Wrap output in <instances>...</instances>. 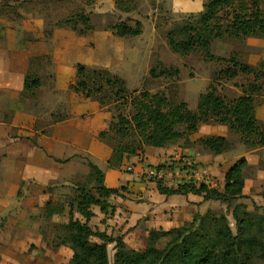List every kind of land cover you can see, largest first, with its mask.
Segmentation results:
<instances>
[{
	"label": "rangeland",
	"instance_id": "obj_1",
	"mask_svg": "<svg viewBox=\"0 0 264 264\" xmlns=\"http://www.w3.org/2000/svg\"><path fill=\"white\" fill-rule=\"evenodd\" d=\"M22 1L25 5L18 8L22 18L12 21L0 15V49L8 33L15 35L14 50L27 49L30 56L31 81L40 79L42 84L32 93H19L21 107L36 118L34 133L29 132L32 141H21L17 149L22 155L17 157L12 156L15 154L13 147L0 148V201L3 204H0V264H69L73 251L62 245L59 238L63 237L62 227L69 222L70 213L83 220L75 200L77 196L82 191L96 193L97 184L91 176L90 164L98 165L106 174L110 172L108 159L119 140H103L98 132L97 151L83 154L62 141H46L54 124L71 118L84 121L91 116L103 117L106 120L101 131L108 130L121 115L131 119L134 101L142 100L144 94L162 95L170 106L186 103L196 111L201 96L214 88L227 102L252 95L256 117L264 126V36L237 39L225 35L215 39L210 49L215 58L228 61L237 57L240 63L262 72L263 77L241 73L233 79L225 78L220 73L232 63L211 60L203 51L182 56L168 45L167 32L176 24L198 16L211 0H137V9L130 13L118 10L116 0H93L91 3L88 0ZM232 3L219 14L222 27L231 23L233 11H238L242 5L250 12L259 9L264 15V0H232ZM79 13L91 19L94 30L87 35L79 36L72 28L58 26ZM136 21L142 23V34L137 37L120 38L110 28L121 22L134 26ZM1 53L5 55V51ZM34 57H47L51 64L46 59H37L30 70V60ZM77 64L106 69L123 79L128 89L125 100L116 103L101 95L74 92ZM158 65L178 70V76L152 77L151 70L159 68ZM252 86L261 87V92H250ZM8 96L9 92L0 91L1 104H7ZM82 120L79 126L83 125ZM70 125L65 128L70 129ZM25 132L19 134L21 138ZM114 135L111 132L109 139ZM208 136L226 137L232 149L222 155L206 152L199 140ZM144 148L136 156L124 157L120 168L111 175L112 183L110 177L105 179L108 187H125L126 191L118 202L111 201L118 208L113 219L91 221L94 230L107 231L112 238H122L129 248L143 250L149 237L144 231L145 225L154 229L159 219L172 218L174 221L177 218L175 223L180 217L185 220L186 209L193 204L188 202V208L184 202L175 204L181 215L178 217L172 210L165 212V216L158 215L164 208L157 196L156 184L160 179L172 189L183 183L195 186L206 183L222 190L225 173L241 158L247 159L248 166L244 169V198L238 203L246 204L251 211L257 207L260 213L264 212V147L249 148L226 126L201 125L187 141L172 146L165 155L164 149ZM155 151L161 154L145 158L147 153ZM159 166L163 168L158 170ZM151 170H158L159 175L163 172L165 176L171 173L173 178L152 177ZM163 182L160 184L165 186ZM200 205L197 206L201 213L195 210L189 222L195 214L204 215L209 210L227 212L226 205L219 202ZM95 211L100 213L97 208ZM228 217L235 230L232 216ZM114 247V243L108 245L111 264Z\"/></svg>",
	"mask_w": 264,
	"mask_h": 264
},
{
	"label": "trees",
	"instance_id": "obj_2",
	"mask_svg": "<svg viewBox=\"0 0 264 264\" xmlns=\"http://www.w3.org/2000/svg\"><path fill=\"white\" fill-rule=\"evenodd\" d=\"M115 3L117 9L124 13L136 10L138 5L137 0H116ZM232 4V0L209 1L198 16L176 24L167 32L168 45L172 51L182 56L203 51L211 60L232 63L220 73L225 78L233 79L241 73L260 77L262 72L240 63L237 57L227 61L210 54L213 41L222 39L225 35L237 39L264 36V15L259 9L250 12L244 5L239 6L238 11H233L231 23L222 27L219 14ZM24 5L21 0H0V15L7 16L12 21L22 18L18 8ZM58 26L72 28L79 36H85L94 30L91 19L84 13L76 14L72 19L60 22ZM110 28L120 38L142 34L140 21H136L134 26L121 22ZM37 59H46L51 64L47 57H34L30 60V70ZM158 66L159 68L151 70L152 77L178 76V70ZM27 74L24 92L32 93L42 83L40 79L31 81L29 73ZM73 90L76 93L111 98L116 103H121L128 94L123 79L111 75L106 69L84 64L76 65ZM261 90V87L252 86L249 91L256 93ZM142 97V100L134 101L135 111L131 119L121 115L116 123L110 124L108 130L99 134L106 141L119 140L113 146L112 157L108 160L111 169H119L124 157L136 156L144 147L169 148L183 140L187 141L201 125L226 126L230 132L239 135L249 148L264 147V126L256 117L255 101L250 94L227 102L212 88L201 96L196 111L191 110L186 103L170 106L162 95L144 94ZM102 98L100 102L103 105ZM111 132L116 136L109 139ZM199 142L206 152L214 155H222L232 149L230 141L224 136H208L201 138ZM90 166L91 176L97 184L96 193L82 191L77 196L75 200L83 220L74 218L70 213L69 222L62 227L63 237L59 238L62 245L69 246L73 251L69 264H111L108 245L112 243L115 244L112 264H264V212L260 213L257 207L251 211L246 204L238 203L244 198V169L248 166L246 158L238 160L226 172L222 190L206 183L199 186L183 183L172 189L160 179L159 182H163L165 186L160 183L156 185L157 191L162 195L195 194L205 202L214 201L226 205L227 212L209 210L204 215L195 214L190 222L172 230H152L143 250L131 249L122 238L113 239L90 227L89 222L94 217L91 208L98 207L103 214L108 215L113 207L108 200L113 196L122 197L126 191L125 187H108L105 184V173L96 164L91 163ZM162 168L163 166H159L157 169ZM229 215L234 220L235 230L231 227Z\"/></svg>",
	"mask_w": 264,
	"mask_h": 264
},
{
	"label": "crops",
	"instance_id": "obj_3",
	"mask_svg": "<svg viewBox=\"0 0 264 264\" xmlns=\"http://www.w3.org/2000/svg\"><path fill=\"white\" fill-rule=\"evenodd\" d=\"M14 37H15V35H14ZM14 37L11 33H8L7 36L5 37L8 42H6V40L2 41L3 42L2 48H4L5 50H3L2 48L0 49V91L1 92H9V95H10V96H8L9 100H8L7 104H1V102H0V112H1V117H0V148L1 147H7V148L13 147V149L15 150L13 153H15V154H12V156L16 155V157H17L18 155H22L19 153V149H17L19 144L22 143L21 141H27L28 140L29 142H31L32 141L31 139H33L30 137L29 132L34 133L33 130H34V125L36 123V120H35L36 118H35V115L32 114L31 112L25 111V109L23 107H21V105L18 101L20 94H22V92H24V82H25V77H26V75L28 73V69H29L30 56H29V54L27 55V53H26L27 49H26V51L23 50L21 52L14 50V44H15V41H14L15 39H13ZM1 51H5V55L3 54L4 52L1 53ZM28 52H29V50H28ZM73 97L76 98V96H73ZM71 119L66 121V122H58V123L54 124L52 127V131L47 133V135H46V141H48L50 139L62 141L65 145H71V146L76 147L83 154H90L91 151H93V152L97 151V149H95V146H98V138H97L98 135H97V133L101 132L102 128L105 126L104 123H105L106 119L103 120V117H100L97 119L93 116H91L90 118L88 117V119H86L84 121L81 118H79V119L71 118ZM80 120L83 121L82 126H79ZM70 121H72V123ZM67 124H72V125H70V127H71L70 129L65 128V126ZM23 131H26L25 136H24V138H21V136L19 134L22 133ZM32 146L34 148H36L38 146V144H37V146L36 145H32ZM169 148L171 150L172 147H169ZM169 148H160V149H164V151H162V153L165 155V153L167 151H169L168 150ZM152 154L159 155V154H161V152L155 151V152L150 153V154L147 153L145 158L150 159L152 157ZM163 158L165 159L166 157L163 156ZM56 160H58V159L56 158ZM67 160H69V159H67ZM160 162H162V161L160 160ZM115 172H117V170L110 169V172H108V174L105 173L106 180H108V178L110 177V181L112 183L113 178L111 177V175L115 174ZM170 174L171 173L167 174L165 176V178H168V179L173 178V176H172L173 174H171V175ZM189 176H191V174ZM110 188H118V187L117 186L116 187L110 186ZM157 196L159 197L160 204L164 205V208H162L161 211H158V213H157L158 215L163 214V216H165L166 215L165 212L172 210V211H174L175 216L178 217V215L179 216H181V215L179 213L178 208L175 207V204H178L179 202H184L186 204L187 208L190 206V204L188 202H191L193 204H191V206L188 209H186L187 218L185 220H182L180 217V220L175 223L177 218H175L174 221H172V218L159 219V224L152 227L155 230L169 231V230H172L174 228H177V227L183 225V223L185 221L190 220V218L194 214L195 210L200 212V210H198L197 205L202 206L200 204H209L210 203V202L203 201V198L201 196L191 194V193L187 194V195L166 196V195H162L161 193H159L157 191ZM120 198H122V197L113 196L108 200V202L113 206L111 211H110L111 213H109L108 215L103 214L100 211V208L92 207L91 210L94 214V217L91 219V221L93 219H100L101 221H103L105 219H113L116 215V211L118 208L112 202H118V200ZM112 200H114V201H112ZM196 200L198 201V203H196L197 202ZM152 202L153 201H151V203ZM0 204H2L1 201H0ZM95 208L99 209L100 213H97V211H95ZM0 209H1V206H0ZM1 218L2 217L0 216V219ZM145 220L146 219H144V221ZM91 221L89 222V225L91 224ZM90 227H91V225H90ZM154 229H149L145 225L144 231H145L146 235L148 236L150 230H154ZM94 231L103 232L109 237L112 236L107 231H103V230H101V231L100 230H94ZM113 239H115V238H113Z\"/></svg>",
	"mask_w": 264,
	"mask_h": 264
},
{
	"label": "built area",
	"instance_id": "obj_4",
	"mask_svg": "<svg viewBox=\"0 0 264 264\" xmlns=\"http://www.w3.org/2000/svg\"><path fill=\"white\" fill-rule=\"evenodd\" d=\"M149 175H151L152 177H160V178H163L165 176V174L163 172H161V174L159 175V171L158 170L149 171Z\"/></svg>",
	"mask_w": 264,
	"mask_h": 264
}]
</instances>
